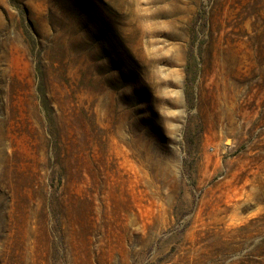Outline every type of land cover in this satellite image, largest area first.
<instances>
[{"label":"rangeland","instance_id":"374dc122","mask_svg":"<svg viewBox=\"0 0 264 264\" xmlns=\"http://www.w3.org/2000/svg\"><path fill=\"white\" fill-rule=\"evenodd\" d=\"M0 264H264V0H0Z\"/></svg>","mask_w":264,"mask_h":264},{"label":"bare ground","instance_id":"6f19581e","mask_svg":"<svg viewBox=\"0 0 264 264\" xmlns=\"http://www.w3.org/2000/svg\"><path fill=\"white\" fill-rule=\"evenodd\" d=\"M33 252V251H32ZM30 258V257H29Z\"/></svg>","mask_w":264,"mask_h":264}]
</instances>
